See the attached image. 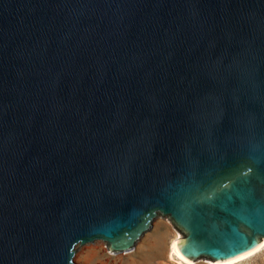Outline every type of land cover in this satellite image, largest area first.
Segmentation results:
<instances>
[{
  "label": "water",
  "instance_id": "water-1",
  "mask_svg": "<svg viewBox=\"0 0 264 264\" xmlns=\"http://www.w3.org/2000/svg\"><path fill=\"white\" fill-rule=\"evenodd\" d=\"M264 238V0H0V264Z\"/></svg>",
  "mask_w": 264,
  "mask_h": 264
},
{
  "label": "rangeland",
  "instance_id": "rangeland-1",
  "mask_svg": "<svg viewBox=\"0 0 264 264\" xmlns=\"http://www.w3.org/2000/svg\"><path fill=\"white\" fill-rule=\"evenodd\" d=\"M182 236V232L168 217L159 215L132 250L123 253L111 252L104 241L95 240L76 245L73 262L74 264H186L169 256L170 242ZM209 261L211 260H191L192 264H210ZM234 264H264V247Z\"/></svg>",
  "mask_w": 264,
  "mask_h": 264
},
{
  "label": "bare ground",
  "instance_id": "bare-ground-1",
  "mask_svg": "<svg viewBox=\"0 0 264 264\" xmlns=\"http://www.w3.org/2000/svg\"><path fill=\"white\" fill-rule=\"evenodd\" d=\"M178 238V237H176ZM178 240V239H177ZM177 240H172L169 244V256L170 258H175L177 259L180 263H186V264H192L191 260L185 258L184 256H182L180 254V252L178 251V244H177ZM264 247V238H262L259 242V244L257 246H255L254 248L239 254L235 257L223 260V261H214L211 260L209 261L210 264H234L235 262H238L244 258H247L251 255H253L254 253L258 252L260 249H262ZM209 260V259H208Z\"/></svg>",
  "mask_w": 264,
  "mask_h": 264
}]
</instances>
